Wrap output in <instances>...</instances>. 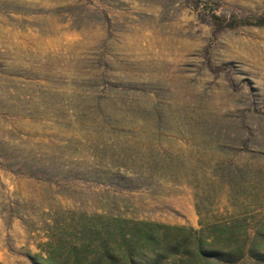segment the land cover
Listing matches in <instances>:
<instances>
[{
  "label": "rangeland",
  "instance_id": "1",
  "mask_svg": "<svg viewBox=\"0 0 264 264\" xmlns=\"http://www.w3.org/2000/svg\"><path fill=\"white\" fill-rule=\"evenodd\" d=\"M263 17L0 0V264H264Z\"/></svg>",
  "mask_w": 264,
  "mask_h": 264
},
{
  "label": "trees",
  "instance_id": "2",
  "mask_svg": "<svg viewBox=\"0 0 264 264\" xmlns=\"http://www.w3.org/2000/svg\"><path fill=\"white\" fill-rule=\"evenodd\" d=\"M261 21H264V17L260 19ZM216 255H219L218 253Z\"/></svg>",
  "mask_w": 264,
  "mask_h": 264
}]
</instances>
